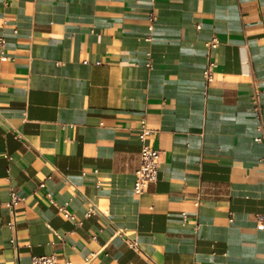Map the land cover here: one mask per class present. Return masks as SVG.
Wrapping results in <instances>:
<instances>
[{"label":"crops","instance_id":"crops-1","mask_svg":"<svg viewBox=\"0 0 264 264\" xmlns=\"http://www.w3.org/2000/svg\"><path fill=\"white\" fill-rule=\"evenodd\" d=\"M0 38V264H264V0H0Z\"/></svg>","mask_w":264,"mask_h":264},{"label":"built area","instance_id":"built-area-1","mask_svg":"<svg viewBox=\"0 0 264 264\" xmlns=\"http://www.w3.org/2000/svg\"><path fill=\"white\" fill-rule=\"evenodd\" d=\"M154 17L150 15V21H153ZM151 27L147 29L146 40H149L151 35ZM4 40L0 38V48L3 47ZM217 45V40L212 38L209 42L205 43V47L207 50L215 48ZM0 60H5L3 55L0 56ZM149 66V64H147ZM214 64L212 62H208L202 71V79L205 85L212 83L213 74L212 68ZM206 93L204 92V95ZM151 131L145 127L143 121L140 122L138 128V139L141 142L140 149V160L137 169L134 172V182L131 189V195L133 197H139L146 189L149 183H153L157 180L158 169L160 164V153L158 150L151 148L147 145L146 140L150 136ZM256 142L261 141V137H257L255 139ZM38 188H43V184H40ZM9 201L6 203H0V207H3L7 210L10 217H14L15 215V206L21 201V198L15 193L10 192ZM66 219H72V216L66 211L65 207H60L58 209ZM94 209L90 208L88 213H93ZM11 228L14 229L15 225L12 223ZM256 229L264 230V215L258 216L256 221ZM120 235L125 239V242L131 247L136 248V245L133 241L129 240L125 233L120 231ZM30 264H58L57 259L54 255L49 256H40V257H32ZM87 264V262H86Z\"/></svg>","mask_w":264,"mask_h":264}]
</instances>
